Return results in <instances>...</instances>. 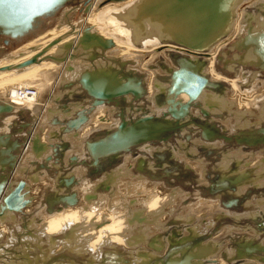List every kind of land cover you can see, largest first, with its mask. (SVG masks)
<instances>
[{"label": "bare ground", "instance_id": "obj_1", "mask_svg": "<svg viewBox=\"0 0 264 264\" xmlns=\"http://www.w3.org/2000/svg\"><path fill=\"white\" fill-rule=\"evenodd\" d=\"M193 2L197 8H200L199 15L194 16L189 12V6ZM101 4H105V6L98 8ZM74 10L75 8H64L59 21L65 24L59 23L58 26L41 33L0 59V102L6 104L5 108L11 111L23 113L26 111L37 114L34 126L36 133L30 137V141L22 151L18 162L15 159L17 165L15 171L8 178L7 186L0 195V240L4 241L5 249L14 244L17 247L20 246L21 249L26 250L27 248V250L32 251L41 249L42 245L47 244V249L43 250L39 257L41 264H52L51 256L58 255L65 250L75 255L86 254V261L95 264L92 263L93 260L97 261L103 252L113 248L115 250L121 249L122 252L128 251L133 264H138V262L139 264H151L153 259L157 260L159 256L164 255L166 246L175 243L181 244L203 235L213 225V212L219 216L227 215L228 212L219 205V197H216L217 199H205L196 193L195 201L189 203L188 197L190 196L180 189L173 191L166 188L162 182L159 184L139 176H129L127 169L133 167L138 158L131 159V156H127L123 165L118 166L119 168L110 174L103 175L93 181L84 180L79 188L77 187L81 200L78 205L48 214L41 207V201L44 199L46 187H52L54 181L46 176L41 177L38 181V174H33L31 183L29 179H24L23 173L21 174L19 171L30 160L31 155L33 158H41V155L46 151L50 141L49 134L54 130L47 125V129H45L44 121L51 115L57 114L55 109L57 105L54 101L65 94L67 90L65 91L64 88L69 87L74 82L73 80L80 76V73L81 78L84 74L89 73L90 79L93 80L96 70L104 71V76L111 80L108 84L110 88L120 83L119 73L124 76L121 77L122 80H126L129 75H132L130 80H133V87L136 92L140 91V93V84L135 81L142 83V78L147 76L146 79L144 78L147 98L157 97L158 99L169 88L170 80L167 75L175 69V63L172 59L173 55L175 56L174 53L188 56L191 63L200 65L198 66L199 73L206 76L212 86L221 85L220 89H224V93L220 94L204 87L198 96V100L202 101L204 106L213 108L214 112H220L224 108L228 113L235 115L233 119L220 120L219 127L222 130L231 128L232 132L235 133L239 129L246 131L251 128H258L264 122V76L257 67H254L257 69H254L255 71L246 70L242 67L238 68L241 64L246 66V63L250 61L249 57L253 55L251 53L252 46L242 49L240 54L234 50H237L235 47L246 35L249 28L256 32L264 28V0H94L89 5L87 16L71 25L69 20H71ZM249 22L254 25H249ZM72 28L73 31L70 30ZM85 28L89 31L87 35L90 44L79 46L77 41ZM70 31L72 33H69ZM164 38L171 40V42L162 40ZM235 39L236 41L232 42ZM54 40H58V42L44 54H40L41 50ZM68 42L72 44L63 55L60 48ZM106 42H111V45L104 47ZM194 45L206 46L207 49L193 50L189 48ZM227 47L235 53L231 65L226 66V71L222 74L218 64L229 52ZM95 50L103 54L104 58L108 59V63L101 59L95 60L92 64L90 61H86L87 56H95ZM38 54L41 57L38 58L37 63L21 70L13 69ZM48 57H64V61L57 63ZM199 58L203 60L202 64L198 62ZM155 63L156 65H154ZM159 64L165 65L166 68H161ZM5 67L10 69H3ZM231 72L236 73V75L229 77L228 73ZM160 75L166 76L163 79V81L166 80V83L163 82V86L158 82L161 80L159 79ZM83 84L85 85V80ZM29 91L32 92L29 93ZM119 94L125 95L123 100L131 99L128 91L117 92L114 96ZM174 96L181 102H186L189 99L185 93ZM74 106L78 108L77 105L71 107L74 108ZM109 108L104 104L98 105L92 112L90 121L76 134L65 135V140L76 145V150H79L81 154L86 137L91 136L99 128L118 126V119L117 121L113 119ZM160 110L161 108L152 103L151 111L153 113H160ZM10 120L12 121L8 117L4 121L9 124ZM40 131H45V133L41 132L43 134L41 136ZM249 132L253 137V133ZM31 141H33L34 149L30 151ZM199 142L201 141L196 140L195 143L199 144ZM209 144L206 143V146L218 147L222 143L214 141ZM141 149L151 151L150 145L143 146ZM196 150V148H192L190 151L195 153ZM231 153L228 152L218 164V169L221 170L222 174L221 178L229 180L228 175H235L234 182L237 184V194L246 191L250 184L255 187H262L264 185V153L255 152L249 157L245 156L241 149L232 150ZM45 154L48 155V153L43 155ZM175 155L184 162L186 167L198 173L201 182L207 186L205 167L202 162H194L177 152ZM114 156H105L103 162L109 163ZM244 158H247V160L245 159L246 162H243ZM231 159L237 162L236 170H231ZM76 170L74 168L72 172ZM250 170L256 173L254 178L249 177ZM84 171L81 168L76 173L81 176ZM118 174L122 175L119 176ZM19 181H23V188L20 193L25 200V205L15 210L7 209L5 208L4 197L13 191ZM102 182L111 183L116 190H111L110 194H100L97 189L102 186ZM69 199L72 200V198ZM186 201H188V205L181 208L180 204ZM253 202L258 204L259 209L254 213L244 214L246 217H255L264 213L262 201L253 200ZM178 206L181 211L177 213L178 215L173 218V221L176 224L182 223L187 227L182 229L181 234L174 230L165 238L162 230L168 227L170 215ZM37 208H41V210L34 215ZM21 210V213L27 215L25 221L19 214ZM235 216L234 218L240 219L242 217ZM191 217H195L199 224L187 223L192 219ZM224 218L226 217L224 216ZM135 228H139L143 235L134 236L131 231ZM220 231L218 235L215 234V237H209L205 241L195 243L189 250L187 247H183L178 252L172 251L166 264H200L208 254H211L209 260L217 258V264H228L229 260L232 262L238 260L237 257H244L246 259L244 264H264V260H260L255 255L264 250V239L255 244L256 239L260 238L255 228L226 226ZM16 232L22 233V238H18ZM235 232H241L243 238L237 242V247L227 248L225 245L223 257L221 245L219 246V237ZM3 252L4 249H0V255ZM105 255L103 262L105 264H128L126 258L119 257L117 254L106 253ZM66 257L68 256L64 258ZM23 258L17 264H33L32 259L30 260L27 255ZM158 260L152 264H163L162 260ZM214 260L216 261V259ZM198 261L200 262L198 263Z\"/></svg>", "mask_w": 264, "mask_h": 264}, {"label": "rangeland", "instance_id": "obj_2", "mask_svg": "<svg viewBox=\"0 0 264 264\" xmlns=\"http://www.w3.org/2000/svg\"><path fill=\"white\" fill-rule=\"evenodd\" d=\"M85 1H86L85 3H87L86 7L89 8L90 3L93 2L94 0H85ZM119 1H125V0H119ZM75 3H77V1ZM113 3H116V2H113ZM105 4H101L100 6H98V8L105 6ZM69 5H75V4L71 2L70 4L66 6L69 9L75 8L74 13H72L73 15L71 16V20H69L70 21L69 23L71 25L76 22H79L81 19L87 16L88 11L84 13L83 11L84 9L83 10L78 9L79 6L70 7ZM62 10L60 11V13H58L55 16V19L53 20L52 25L50 27H47V29H45L41 33H45L48 30L58 26L59 23L60 24L64 23L62 21L61 22L59 21V17H61L60 15H61ZM249 25H254V24L252 22H249ZM41 33H39V35ZM36 37L27 39L17 44H14L13 42L9 45L3 44V38L0 37V59L4 57L6 54L12 53L15 49L19 48L27 41L34 39ZM234 41H236V39L233 40L232 42ZM227 49L229 50L230 48L227 47ZM97 51L96 50L94 51L95 56H87L86 59L85 58L84 59L86 61H90L91 64L97 59H101L105 61L106 63H108V59L104 58L103 54H100ZM234 51L240 54L239 51L237 50H234ZM235 52H233L232 50H229V52L226 53L224 58L219 61L218 66L222 74L225 73L226 66L231 65V61H232V58ZM174 54L176 57L179 56L178 58H185L187 60L190 59L188 56H183L177 53H174ZM175 56L173 55L172 57L174 63H175V60H174ZM202 61L203 60L201 58L198 59V62H200L201 64H202ZM154 65H156V63ZM114 66L117 67V65H114ZM159 66L161 68H166L165 65L159 64ZM240 67L246 70H250V69L252 71L257 70L254 67L247 66V65L245 66L242 64L239 65L238 68ZM118 69H120L119 66H118ZM177 70H180V69L175 63V69L170 71L168 75L166 74L169 77L170 82H171V77L173 73ZM187 70H189L190 72H193L194 68L188 67ZM95 72L96 73L94 74H96L97 76L93 75V77L96 76V78L93 80H96L98 87L101 88L100 89L101 94H104L105 97L99 98L89 93L87 88L84 87L85 85L82 82L83 79L81 78V73H80V76H78L75 80H73L74 82L71 83L69 87L64 88L65 91L67 90L66 91L67 93L65 92V94H62L61 97L59 96L60 99L57 98L56 101H54L56 103L55 105H57V107L55 108L57 111V114L55 113L51 115L49 118L47 117L48 119H45L44 121L45 129H47V126H49V128L51 126V129L54 130L52 131V133L49 134L50 141H49L48 146L46 147L47 149L45 148L46 151L44 152V153H48V155L47 154L43 155L44 154L43 153L42 154L43 156L41 155V158L40 157L33 158L31 157L32 156L31 155L29 157L30 160L26 162L28 165L25 163V166L21 169V171H19L21 174L23 173L24 179H29L31 183H32L31 177L33 174H36V175L38 174L37 175L38 181L43 176H46L50 178L52 181H54V185L52 187L51 186L46 187V190H45L46 192L43 197L44 199H42L41 201L42 203L41 207L45 209V212H47L48 214H52L60 210H63L65 208L72 207V206L74 207L78 205L81 202L78 188L84 180L93 181V180L99 179L103 175L110 174L115 169H118L120 166L123 165L125 157L131 156V159H134V158L135 159L138 158V159H137V162L133 165L134 168L131 167L127 169L129 176H132V177L139 176L150 182H156L159 184L163 183V185L166 188H169L173 191L180 189L181 191L185 192L188 196H190L188 197L189 203H192L195 201L196 193L199 194L201 198H205V199L206 198L217 199L216 197H219L220 200L219 199L218 200H219L220 207L223 210L228 212L227 215H224L226 218H224V216H221V215L219 216L216 212H213V218L215 220L213 219V225L204 232L205 234L203 233V235L194 237L188 240L187 242H183L181 244L175 243V244L166 246L165 248L167 249L164 250L165 252L163 253L164 255H161L158 257V259L163 261V264H166L167 258L172 251L176 250L178 252L179 249L183 247H187L189 250L191 246H193L195 243H200L201 241H205L209 237H215L216 235L219 234V232H221L220 230L226 226H233V227H240V228H249V227L255 228V230L259 233V237H260L256 239L255 244L260 243V241L264 239V213L258 214L255 217H251V216L246 217L245 215L251 212L254 213L258 211L259 209L258 204L253 202V200L262 201L263 206H264V185L262 187H255L254 185L250 184L247 187L246 191H244L243 193L237 194L238 188H237V184L234 182L236 176L228 175L229 180L221 178L222 174H221V170L218 169V164L223 160L222 158L225 155H227L228 152L231 153L232 150L241 149V151L245 153V156H248V157L251 156V154L255 152L261 151L264 153V122L258 128H251L250 130H246V131L239 129L235 133H233L231 128H228L227 130L224 131V129L222 130L219 127L220 120L225 121L227 119H231V118L233 119V117L235 116L233 113H230V112L228 113L226 109L224 110V108H222L221 109L222 111L220 110V112L218 111L214 112L213 108L204 106L205 104H203L202 101L198 100V97L193 101H190V99H188V101L186 102H181L177 99V97L173 95L172 96L167 95L166 92H164L163 94L164 96L161 95L160 97H158V99L157 97H154L153 99H148L147 93L145 90L146 82L144 81V78L146 79L147 76L142 78V83L135 81L136 83L140 84L139 86L141 88L140 96L136 98L135 95L133 94V92H136V89L133 87V84H132L133 80H130L132 75H129V77L126 78V80H122L121 77H124V76L119 73L118 77H120V80H121L120 83H118L117 85L115 84L113 88H110L108 84L111 82V80L107 79L104 76V71L96 70ZM90 73L93 74V72H90ZM261 73L264 76L263 74L264 72H261ZM235 75L236 73L234 72L228 73L229 77H233ZM165 77L166 76L163 77L162 75H160L159 77V79L161 80L158 82L161 86H163L164 83H166L165 82L166 80L163 81ZM107 80H108V83H107ZM168 87H170V85ZM220 87L221 85L219 86L215 85L212 87L205 86V88H209L214 91H217L220 94H223L224 89H220ZM123 88L128 89L131 99L127 98V100L126 99L123 100L124 98L123 96L125 95H120V94H119L120 96L119 95L114 96L115 93L123 90ZM169 98H171L173 101H178L183 104L189 101L192 102L187 109L188 112L184 114L183 116L181 117L179 116L177 118L171 116L168 113V107L170 106L169 104L166 103V100ZM96 100H101V101L103 100L102 105L103 104L106 105L107 108L110 107L109 109H111V116L116 121L118 119L119 123L117 122L118 126L114 125L111 127L106 126L103 128H99V130H96L95 132H93L91 136L86 137V139L84 140L85 143H83V146H82L83 152L80 154L79 150H76V147H75L76 145L65 140V135H69L72 133L76 134L78 130H80L86 123L90 121V116L92 112L95 110V108L97 107V106L92 107V103H94V101ZM152 103H155L157 107L161 108L160 113H157V112L153 113L151 111ZM1 105L2 107L6 106V104H3V102H0V106ZM72 105H77L78 108L75 106L73 108L71 107ZM175 108L177 109V111L181 110V107L178 105ZM82 115L86 117L85 122L79 123L78 121L76 124H73L69 127L70 122L77 121L80 117H82ZM8 117H10L13 122L10 120V123L6 124L4 120L5 118H8ZM143 118L151 119L152 121H149V124L151 123L155 124V122H157L159 123V125L172 127L175 130L173 129L165 133L164 131L161 130L160 128L161 126H160L158 129L154 130L153 132L155 136L154 138H151L145 141L144 140L139 141L136 144H131L127 147V149L124 148V150H121L120 147L117 148L116 146L112 147L111 150L107 151L106 153L103 150L94 152V150L90 151L88 149V145H92L101 140H104L108 137L107 135L117 131L119 125L122 122H125V124L128 127H136V126H139V125H136V121L138 119H143ZM13 119L16 121L14 122ZM36 120H37V114L31 113V112H26V111L24 113L21 111L0 112V145H1L0 146V195L2 191L5 189V187L7 186L8 178L11 177V175H13L14 173L13 171H15V168L17 166L16 162H18V159L20 155L22 154V151L25 149V147L29 143L30 137L36 133L34 131ZM51 124L53 125V127ZM249 131L253 133V137L251 136V134H249L250 133ZM41 132L43 134L45 133V131L44 132L40 131L41 136L43 135ZM196 140H199L201 142L197 144L195 143ZM214 141H220L222 144L218 147L206 146V143L209 144ZM3 143L5 144L2 145ZM146 145H150L151 151H145L144 149H141V147L146 146ZM192 148L197 149L195 153L190 151L192 150ZM32 149H34L33 141L30 142L29 150L31 151ZM176 152L180 153L181 155H184L185 158H188L189 160H192L194 162L200 161L203 163V166L205 167V172H206L205 179L207 181V186L204 185L203 182H201V178L199 177L198 173H195L193 170L186 167V165H184V162L180 161L178 159L179 158L178 156H177L178 158L176 157L175 155ZM102 154H105V155H102ZM116 154L118 155L116 156ZM105 156H109V157L114 156L115 159L112 158L110 159L109 163L108 162L105 163L103 162L104 161L103 159H105ZM15 159H16V162H15ZM245 159L247 160V158H244L243 162H246ZM230 161H232V163L230 162L231 170H236V168L238 167L236 160L231 159ZM140 164H143V166H140ZM74 168L75 170L76 169L77 170L75 172H72L74 171ZM81 168H83L85 171L82 173L83 175L80 176V174L76 172L78 171V169H81ZM31 169L33 170L32 172L30 171ZM248 174L250 178H254L256 176L255 175L256 173L252 172L251 170H250V173ZM20 182H23V181H19L18 184ZM17 185L15 186V188L17 187ZM100 188L97 189L100 194H107V193L110 194L111 190H116L114 185H112L111 183H104V182H102V186ZM59 191H60V194H59ZM69 198H72V200H70ZM187 202L188 201H186L185 203L183 202L180 204L181 206L180 205L179 206L183 208L188 205ZM249 202L250 204H247ZM179 206L175 210L176 212L174 211L175 213L174 212H172L173 214L171 213L170 215L171 218L168 221L169 222L168 227H165V229L162 230L165 238L168 237L169 234L174 230H177V232L181 234L183 231L182 229L187 227L182 223L176 224L173 221V218L177 216L178 215L177 213L181 211V209H179L180 208ZM39 210H41V208H37L34 212V215L37 214ZM21 212L22 210L19 211V214L21 218L25 221L27 219V215ZM235 215L242 216L244 219L242 217L241 219L234 218L236 217ZM39 220L40 219H38V222H40ZM198 222L199 221L195 217L187 221V223H192V224H196V223L199 224ZM131 232L133 233L134 236L140 237L143 235V232L139 228L138 229L135 228ZM16 233H17L18 238H22V233L20 234H18L19 232H16ZM180 236L182 237V235ZM242 238H243V234L241 232H235L234 234H231V235L229 233L224 236H220L219 246L221 245L220 247H221L223 257H224L225 247L227 248L237 247V242L241 241ZM3 244H4V241L0 240V249L3 248L5 252V253L3 252L2 255H0L1 256L0 264H6V263L17 264V262L22 261L24 259L23 257H25L26 255L27 257H29L30 260L32 259L31 261L33 264H41V262L39 261L41 252L43 250L45 251L48 247L47 244L46 245L44 244L42 245V248H41L42 250L36 249V250L30 251V250H27V248L26 250L23 248L21 249L20 246L17 247L14 244H12L10 247H6L5 249ZM19 250H21L23 254H21L22 252ZM24 253L26 254L25 256H24ZM106 253H111V255L117 254L119 255V257L126 258L128 264H133V261L129 258L130 255L128 251L122 252L121 249L115 250V248L109 249L108 251L103 252L101 257L97 261L93 260L94 262L92 263L105 264L103 262L105 260ZM9 255H11L10 258H9ZM209 255L211 254H208L205 258H203L201 263L202 264H207V263L217 264L218 262L217 258H214L216 259V261L214 259L209 260L208 259ZM255 255H257V258H259L260 260H264V250L260 251V253L255 254ZM65 256H68L66 257L67 259L64 258ZM51 257L53 260L52 264H61V263L62 264H69V263L70 264H74V263L91 264V262L86 261V258H87L86 254L82 256L75 255V254H71L67 252L66 250L61 252L58 255H53ZM237 258L238 260H235L233 262L229 260L228 264H244L246 261L244 257L243 258L237 257ZM157 260L153 259L151 261V264L155 263ZM222 260L224 259L222 258ZM199 262L200 261H198V263Z\"/></svg>", "mask_w": 264, "mask_h": 264}, {"label": "water", "instance_id": "obj_3", "mask_svg": "<svg viewBox=\"0 0 264 264\" xmlns=\"http://www.w3.org/2000/svg\"><path fill=\"white\" fill-rule=\"evenodd\" d=\"M75 0H0V37L3 38V44L9 45L14 42V44L21 43L27 39L36 37L39 33L43 32L47 27H50L55 19V16L60 13V11L65 8L68 4L73 2L76 4ZM72 7V5H69ZM76 7V6H73ZM84 13L88 11V8H84ZM172 12V11H171ZM189 12L196 16L200 13V8L195 6V3H191L189 6ZM170 15V14H168ZM251 27V26H249ZM73 31V28L70 29ZM70 31L69 33H72ZM88 29L83 30L82 36L77 41L79 46L89 45V36L87 35ZM164 41H170L169 39H162ZM239 40V39H238ZM237 40V42H238ZM58 40H54L49 43L44 49L41 50L40 54H44L52 45L56 44ZM71 42L63 44L60 48L62 54L65 55V50L71 46ZM111 45V42H106L104 47ZM186 45V44H185ZM187 46V45H186ZM248 46H252V56L249 57L250 61L246 64L251 67H257L259 71H264V28L260 29L259 32L253 31L252 28H249L246 35L239 41V44L235 47L237 51L242 52V49H246ZM189 47V46H188ZM189 48L193 50H206V46L194 45ZM244 51V50H243ZM41 55H35L24 61L23 63L15 66L13 69L21 70L26 68L31 64L38 62V58ZM51 60L59 63L63 62V58L48 57ZM248 59V58H247ZM176 65L180 70H177L173 73L171 77L170 87L167 89V95H177L185 93L188 95L190 101L195 100L202 92L203 88L206 86L212 87V84L208 81L206 76H203L198 71L197 63H191L185 58L174 57ZM247 61V60H246ZM188 67L194 68L193 72L187 70ZM3 69H10L5 67ZM1 69V70H3ZM89 73H86L82 76L83 83L85 80V86L89 93L95 97L104 98L105 95L101 94L100 87L96 83V80H90ZM96 75V74H94ZM93 77V79H95ZM90 80V81H89ZM127 87V86H126ZM128 91L127 88L119 91V93ZM136 98L140 96L139 92H133ZM187 102L185 104L178 101H173L171 98L166 100V103L169 104L168 113L173 117H181L186 114L188 107L192 102ZM103 103V100H96L92 103V107L98 106ZM180 106L181 110L177 111L176 106ZM4 106V105H3ZM0 106V112L11 111L5 107ZM82 114V113H81ZM83 123L86 121V117L82 115L77 121L70 122L69 127L73 124ZM149 121H152L148 118L138 119L136 121V127H128L125 122H122L117 131L107 135L108 137L104 140H101L95 144L88 145V149L95 151H104L105 153L111 150L112 147H120L121 150L127 149L131 144H136L139 141L149 140L154 138V130L158 129L160 126L161 130L167 133L168 131L173 130L172 127H167L164 125L149 124ZM78 123V124H79ZM147 124V125H146ZM175 130V129H174ZM23 188V182H20L17 187L6 197H4L5 208L15 210L23 207L25 205V200L23 199L20 191Z\"/></svg>", "mask_w": 264, "mask_h": 264}, {"label": "flooded vegetation", "instance_id": "obj_4", "mask_svg": "<svg viewBox=\"0 0 264 264\" xmlns=\"http://www.w3.org/2000/svg\"><path fill=\"white\" fill-rule=\"evenodd\" d=\"M85 2H86L85 0H77V3L75 5H72V6H76V7L79 6L78 9H82L83 10L87 6L86 5L87 3H85Z\"/></svg>", "mask_w": 264, "mask_h": 264}, {"label": "built area", "instance_id": "obj_5", "mask_svg": "<svg viewBox=\"0 0 264 264\" xmlns=\"http://www.w3.org/2000/svg\"><path fill=\"white\" fill-rule=\"evenodd\" d=\"M32 91H29V93H31Z\"/></svg>", "mask_w": 264, "mask_h": 264}]
</instances>
